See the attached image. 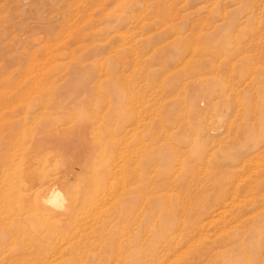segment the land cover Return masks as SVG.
Wrapping results in <instances>:
<instances>
[{
  "label": "rangeland",
  "instance_id": "rangeland-1",
  "mask_svg": "<svg viewBox=\"0 0 264 264\" xmlns=\"http://www.w3.org/2000/svg\"><path fill=\"white\" fill-rule=\"evenodd\" d=\"M0 264H264V0H0Z\"/></svg>",
  "mask_w": 264,
  "mask_h": 264
},
{
  "label": "bare ground",
  "instance_id": "bare-ground-1",
  "mask_svg": "<svg viewBox=\"0 0 264 264\" xmlns=\"http://www.w3.org/2000/svg\"><path fill=\"white\" fill-rule=\"evenodd\" d=\"M82 132V131H81ZM208 157V156H207ZM231 182H233V181H231ZM232 185V184H231ZM93 186V185H92ZM233 186H235V185H233ZM232 187V186H231ZM98 188V187H97ZM234 188V187H233ZM234 189H236V188H234ZM104 191V190H103ZM228 191V190H227ZM227 191H225V192H227ZM234 191V190H233ZM100 192H102V188H101V190H100ZM99 192V193H100ZM238 192V191H237ZM236 192V193H237ZM104 193V192H103ZM233 193V192H232ZM226 194H228V192L226 193ZM82 195V194H81ZM229 195H230V193H229ZM228 195V196H229ZM227 195H226V197H224V198H226L227 200L229 199V198H227L228 197ZM35 201H36V205L37 206H45V204H50V205H52L53 207H58L59 208V210L56 212V213H52V214H50V215H53L59 222H63V219L65 220V217L67 216V218H68V215L69 216H71V211L72 210H70L69 208H67V209H65V205H62V201H64L63 200V196H62V194H61V192L60 191H58V190H55V189H53V190H50L49 192H45V190L43 189V191L42 190H40V192H38L37 193V195H36V198H34V203H35ZM201 201V200H200ZM91 202L92 203H94L95 201L94 200H91ZM78 203V202H77ZM88 203H90V202H88ZM87 203V204H88ZM32 205V204H31ZM30 205V206H31ZM90 205V207H91V205L92 204H89ZM88 205V206H89ZM49 206V205H48ZM204 206V210L202 211V212H199V213H197L196 214V217H198V218H201V216H207L208 217V219L209 218H212L213 216H212V213H213V208H215V207H217L218 205H212V204H208V205H203ZM220 206V205H219ZM35 207V206H34ZM71 207V206H70ZM47 208V207H46ZM93 208V207H92ZM96 208V207H95ZM94 208V209H95ZM222 208V207H221ZM220 208V209H221ZM41 209L43 210L44 208H42L41 207ZM48 210H49V208H47ZM46 209V210H47ZM73 209H75L74 207H73ZM220 209H218V210H220ZM93 210V209H92ZM217 210V208L216 209H214V213H215V211ZM218 210H217V213H218ZM37 211V210H36ZM50 211V210H49ZM75 211V210H74ZM74 211H72L73 213H74ZM77 211V210H76ZM75 211V212H76ZM88 211H90V209L88 210ZM72 213V214H73ZM220 213V212H219ZM75 214V213H74ZM214 215V214H213ZM206 217V218H207ZM66 218V219H67ZM205 218V217H204ZM205 218V219H206ZM52 219H53V217H52ZM55 219H53V223L55 222L54 221ZM79 221V220H78ZM80 222V221H79ZM203 222V221H202ZM201 222V223H202ZM56 223V222H55ZM70 223V222H69ZM68 223V224H69ZM78 224V223H77ZM77 224H75L74 226H72V228L73 229H75V228H77L78 226H79V224L77 225ZM62 226H63V224H62ZM203 226V225H202ZM200 230V229H199ZM196 231V230H195ZM94 232V231H93ZM81 237V236H80ZM75 238V237H74ZM78 238V237H77ZM85 238V237H84ZM87 239V238H86ZM76 240V239H75ZM172 242H175V240H172ZM74 242H72V243H70L69 241H67L66 242V244H68V245H70V244H73ZM77 244V243H76ZM174 244V243H173ZM65 245V244H64ZM92 245V244H91ZM67 246V245H66ZM73 246V245H72ZM76 246V245H75ZM74 246V247H75ZM53 247V246H52ZM70 247H71V245H70ZM70 247L68 248V249H70ZM74 247H72L70 250H72ZM56 248V247H55ZM77 248V247H76ZM75 248V249H76ZM53 249V248H52ZM168 250V249H167ZM73 251H75V250H73ZM77 252L79 251V250H76ZM62 252V251H61ZM76 252V253H77ZM75 253V254H76ZM74 254V255H75ZM60 257H61V255H59ZM76 256H77V254H76ZM59 257V258H60ZM62 258V257H61ZM99 258V257H98Z\"/></svg>",
  "mask_w": 264,
  "mask_h": 264
}]
</instances>
